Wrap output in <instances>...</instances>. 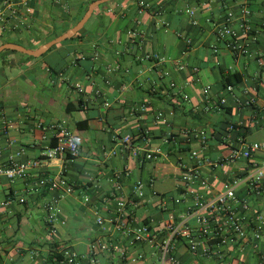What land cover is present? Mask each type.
<instances>
[{"label": "crops", "instance_id": "0c3cea01", "mask_svg": "<svg viewBox=\"0 0 264 264\" xmlns=\"http://www.w3.org/2000/svg\"><path fill=\"white\" fill-rule=\"evenodd\" d=\"M88 1L9 0L16 12L3 10L0 46L39 48L56 31L71 28ZM151 1L149 10H139L137 0L96 8L80 38L38 58L11 50L0 53V164L20 150V160L40 162L24 179H0V264H65L64 250L88 264L89 243L108 232L96 225L94 207L107 218L102 199L115 180L124 196L142 182L144 198L136 214L155 233H164L171 216L179 221L186 215V205L170 203V210H161L160 199L183 193L177 188L180 166L190 162L193 150L213 162L200 167L208 188H191L201 201L251 171L249 160L230 157L241 148L240 139L264 143V85L258 79L264 62V0ZM187 7L195 10L196 26L184 12ZM228 13L234 26L246 18L260 31L248 56L237 58L216 41L215 26ZM131 29L141 32V42H130ZM186 38L192 41L190 47ZM145 53L162 60H144ZM78 55L85 59L77 60ZM233 73L241 80L228 91L224 78ZM249 89L256 103L246 107L242 101ZM54 123H64L77 141V157L46 161L43 154L53 146L48 127ZM231 125L235 129L227 130ZM191 130L207 134L203 149L187 134ZM125 136L132 138L129 150L121 146ZM145 154L155 158L144 159ZM252 161L260 165L264 154H254ZM42 178L63 179L73 191L67 195L61 188L41 187ZM235 192L239 214L251 218L264 212V180L240 184ZM50 209L54 232L48 223ZM189 225L196 232V224ZM224 238L222 230H209L196 237L194 253L185 241H177L175 264H264V232L254 236L248 231L246 239L235 244L221 243ZM205 249L211 255H204ZM150 252L149 246H137L125 264H154ZM100 263L118 264L107 256L100 257Z\"/></svg>", "mask_w": 264, "mask_h": 264}, {"label": "built area", "instance_id": "2783aa9c", "mask_svg": "<svg viewBox=\"0 0 264 264\" xmlns=\"http://www.w3.org/2000/svg\"><path fill=\"white\" fill-rule=\"evenodd\" d=\"M152 5L153 1L151 0H137L139 10H149ZM4 8L12 13L16 12L9 0H0V19H2ZM184 12L190 18V24L196 26L197 22L194 18L195 10L187 7ZM233 21V14L228 13L222 22L216 24V41L222 42L232 55L237 58L248 56L251 43L256 40L260 31L264 32V21L261 23L260 31L253 29L246 18L239 20L235 26L233 25ZM159 25L164 26L165 23L159 21ZM127 36L131 43L141 42V32L138 30L131 29L127 31ZM185 45L190 47L192 41L186 38ZM211 49L213 52H217L216 46L213 45ZM76 59L83 60L85 57L78 55ZM144 60L161 61L162 58L157 54L151 55L145 53ZM260 65L261 69L258 79L260 84L264 85V62H260ZM76 88L79 92H82L79 86H76ZM226 89L230 91L231 87L227 86ZM251 92V89L245 91L247 98L242 101L243 106L250 107L256 103V98ZM206 101L209 103L210 99H206ZM219 103L223 104L224 100H219ZM48 129L51 131L52 138L56 142L53 146L47 148L43 154L46 161L77 157L79 152L78 143L64 123L51 124ZM234 129L232 125L227 128L229 131H233ZM187 134L197 139L202 149L207 144L208 137L204 131L191 130ZM239 142L241 148L234 150L230 158L249 160L251 171L241 178L236 177L232 184L227 185L212 199L206 201H201L191 188L196 187L197 190L208 188L207 179L201 175L200 167L204 165L212 166L213 162L208 158L202 157L200 155L201 150L190 152V162L180 166L177 188L183 193L177 198H161V207H159L161 210H167V204L170 203L172 205H186V215L179 221H175L173 216H171L166 224H164V233L160 235L152 230L149 223L141 222L136 214L144 198L142 182H136L130 196H124L121 193L120 182L115 180L111 191L102 199V206L108 212L107 218L101 215L98 207H94L93 213L96 225L100 230H107L108 232L106 235L104 234V238H96L89 243L85 258L88 264H101L100 257L102 256L114 258L118 264H125L130 250L140 245L149 246L151 249L150 254L156 259L154 264H165L166 261L175 264L177 262L173 257V252L175 251V244L179 240L185 241L189 251L194 253L197 251L196 237L207 233L209 230L211 232L214 229L222 230L225 238L222 239L221 243L224 244H235L245 240L248 231H252L254 236H259L264 232V212L255 213L251 218L239 214L236 210L238 200L235 192V188L240 184H253L254 182L264 180V161L260 165L252 161L254 154H264V143H245L241 139ZM121 146L123 150L131 149L132 138L130 136L123 137ZM1 151L2 149L0 148ZM21 155V150L17 151L4 163L0 164V179L5 178L9 182L24 179L30 175L32 170L40 166L38 160H20ZM143 158L149 160L155 157L152 154H145ZM39 185L41 187L49 186L52 189L61 188L67 195L73 191L72 187L60 178L53 180L42 178ZM20 202L22 203L23 199H20ZM85 202L89 203L90 201L88 198H85ZM241 203L246 211L248 209L246 202L242 201ZM50 211L48 223L51 225V231L54 232V211L52 209ZM191 221L196 224V232L190 229L189 222ZM107 224L110 225V230L106 228ZM119 239L121 243L118 241ZM203 254L206 256L211 255V251L205 249ZM62 257L65 264H82L84 259L72 250H64ZM143 257L144 255L140 254L138 260H142Z\"/></svg>", "mask_w": 264, "mask_h": 264}, {"label": "water", "instance_id": "95a60500", "mask_svg": "<svg viewBox=\"0 0 264 264\" xmlns=\"http://www.w3.org/2000/svg\"><path fill=\"white\" fill-rule=\"evenodd\" d=\"M113 0H94L92 1L88 6L82 17L69 29H67L64 33L57 36L56 38L50 40L49 42L41 45L39 48L35 50H27L23 48L22 46H19L17 44H3L0 46V53H2L5 50H11L20 52L22 54L38 58L45 54L47 51H49L52 47L66 41L72 39L77 33H79L81 30L84 29L87 22L92 17L94 11L96 8H98L101 5L107 4Z\"/></svg>", "mask_w": 264, "mask_h": 264}, {"label": "trees", "instance_id": "16d2710c", "mask_svg": "<svg viewBox=\"0 0 264 264\" xmlns=\"http://www.w3.org/2000/svg\"><path fill=\"white\" fill-rule=\"evenodd\" d=\"M92 1H94V0H89V1L87 2L86 5H88V4L91 3ZM117 1H119V0H113V1H111V2H109V3H107V4H104V5L99 6L98 8H103V7H105V6H108L110 3H115V2H117ZM83 13H84V12H82L81 15L77 16V17L72 21L73 25H74V24H75V23H76V22L82 17ZM69 26H70V25L65 26V28L62 29L61 31H56L51 37L45 39V40L42 41L41 43L49 42L50 40H52V39H54L55 37L59 36L60 33L66 31V29H67ZM81 32H82V31H80L79 33H77V34H76L72 39H70V40H76V39L80 38V37L82 36V35H81ZM67 41H68V40H66V41H64V42H67ZM62 43H63V42H62ZM52 48H53V47H52ZM52 48H51V49H52ZM77 60H79V59H77ZM240 80H241L240 75H239L238 73H233V74L228 75V76H226V77L224 78V85H225V86L234 85V84L239 83ZM81 107H82V103H81ZM52 141H53L52 145H54L55 142H56L55 139L52 138Z\"/></svg>", "mask_w": 264, "mask_h": 264}]
</instances>
